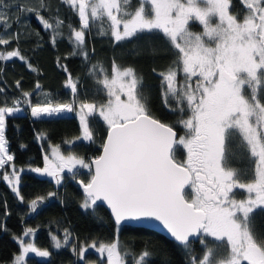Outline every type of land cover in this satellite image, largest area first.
I'll use <instances>...</instances> for the list:
<instances>
[{"label":"snow or ice","instance_id":"6c2138e0","mask_svg":"<svg viewBox=\"0 0 264 264\" xmlns=\"http://www.w3.org/2000/svg\"><path fill=\"white\" fill-rule=\"evenodd\" d=\"M61 2L78 16L79 28L66 24L59 9L53 10L45 0L36 4L0 0V46L19 41V29L12 31V27L26 14H35L52 31L53 44L63 38L66 26L69 41H74L72 54L89 63L86 33L93 27L98 35L118 43L159 33L173 56L159 73L162 102L177 119L169 123L153 115L143 77L133 67L114 59L107 67L99 61L90 63L88 76L96 84V96L90 101L79 99V78L71 73L66 82L74 97L71 102L54 104L45 93L42 103L32 104V93L22 90L11 106L6 95L0 100L2 179L23 201L20 170L11 163L14 157L5 137L6 117L20 111L21 104L30 107L34 118L76 112L82 128L76 140L93 141L90 118L98 116L107 125L100 155L87 159L65 155L59 145L50 146L44 166L31 171L46 174L60 185L65 170L75 179L80 169H87L90 178L81 181L86 197L82 207L107 202L118 226L122 221L155 218L186 250L188 264H264V232L257 231L254 222L256 211H264V0H239L240 9L233 0H137L135 6L132 0ZM14 57L27 63L18 45L0 49V61ZM178 148L184 150L183 159L176 156ZM234 158L247 159L249 166H234ZM44 199L31 200V212ZM33 231L26 229L23 237ZM70 236L66 229L65 244ZM23 237L21 254L12 264H25L29 253L50 256ZM51 240L61 248L56 236ZM196 240L202 248L199 255L191 247ZM87 247L74 249L84 264H88ZM90 247L106 252L107 264H125L126 259L148 264L151 257L147 248L136 254L117 240L93 242ZM118 249H123V255Z\"/></svg>","mask_w":264,"mask_h":264},{"label":"trees","instance_id":"16d2710c","mask_svg":"<svg viewBox=\"0 0 264 264\" xmlns=\"http://www.w3.org/2000/svg\"><path fill=\"white\" fill-rule=\"evenodd\" d=\"M28 2L36 4L37 0ZM233 2L237 9L241 8L239 0ZM45 3L50 4L53 10L58 8L59 16L66 24L70 22L75 28L80 27L78 16L61 0H45ZM136 3L137 0H132L133 6ZM41 15L48 17L49 13L41 10ZM17 29L20 32L19 41L0 46V49L12 50L18 45L27 63L18 57L0 61V88L4 89L0 100L6 95L11 105L12 99L20 96L22 90L32 93L29 97L32 104L42 103L46 99L45 93L50 95L54 104L71 102L74 97L66 83L68 73H71L73 78H79V99L87 98L90 101L96 96V84L88 76L90 63L99 61L107 67L114 59L124 67H133L143 77L154 116L169 123L177 119L162 102L159 73L171 64L173 56L164 40L159 38V33L153 32L141 39L118 43L110 36L98 35V29L92 28L94 40L90 34H86L89 63L80 55L72 54L74 41H69V29L66 26L63 28V38H58L55 44L51 42L52 31L46 30L35 14L21 16L20 22L13 24L12 31ZM17 81L20 82L19 88ZM37 83L41 86L39 89L36 88ZM22 105L26 111L7 117L6 124L9 150L16 165L42 168L43 157L51 144L59 145L65 155L76 154L87 159L100 155L107 125L98 116L90 118L93 141L76 140L82 135L76 114L34 118L30 107ZM176 156L183 159L184 152L179 148ZM233 164L246 169L249 161L234 158ZM31 169L21 175L19 191L23 201L18 199L6 181L0 179V264H12L14 257L21 251L20 238L29 228L34 230L33 244L48 250L50 256L40 258L30 253L26 264H84V260H78L74 251H78L81 245L88 246L84 254L88 264H107L105 258L90 245L93 242L98 244L114 240L136 254L147 248L151 252L148 264H188L186 250L164 234L144 226H118L104 204L82 207L86 197L80 182L86 183L90 178L87 169H80L75 179L72 173L65 172L60 185ZM49 192L57 195L48 197ZM37 196L45 199L39 201L35 212H31L30 202ZM254 222L257 231L264 232V211H256ZM66 229L71 233L67 244L64 243ZM52 236L60 240L61 248L53 246ZM191 247L194 254H201L200 242H193ZM119 250L123 254V249ZM126 260L127 264H131L130 259Z\"/></svg>","mask_w":264,"mask_h":264},{"label":"rangeland","instance_id":"374dc122","mask_svg":"<svg viewBox=\"0 0 264 264\" xmlns=\"http://www.w3.org/2000/svg\"><path fill=\"white\" fill-rule=\"evenodd\" d=\"M196 26L194 25V28H195ZM95 28H97V27H93V30L95 29ZM198 30V29H197ZM98 32V31H97ZM87 34V33H86ZM88 34H90V38L92 39V40H94V31H91L90 33H88ZM11 106V105H10ZM20 108H21V110L20 111H18V112H16V113H14V114H18V113H24L25 111H26V109L24 108V106L21 104L20 105ZM72 113H74V114H76V112H72ZM64 114H71V113H64ZM63 114V115H64ZM77 115V114H76ZM78 116V115H77ZM6 124H7V117H6ZM180 134H183L182 132L180 133ZM82 136V135H81ZM5 137H6V140H7V136H6V129H5ZM8 141V140H7ZM50 146H56L55 144H51V145H49V148H50ZM8 147H9V143H8ZM61 148V147H60ZM179 149V148H178ZM183 152H184V150L182 149V148H180ZM61 152H62V149H61ZM63 153V152H62ZM9 154H11L12 155V153L10 152V150H9ZM49 156H50V153H49ZM50 158H51V156H50ZM12 164H14L15 165V168L16 169H18V170H20V172H19V176H20V180H21V175L25 172V171H27V170H30L31 168L30 167H23V166H20V165H16L13 161L11 162ZM7 171L9 172V173H11V171H12V169L11 168H7ZM65 172H67V170H65ZM65 172L64 173H62L61 174V176H63L64 177V174H65ZM2 175H3V170H0V179H2ZM19 186H20V182H19V185H18V188H19ZM241 195H243V192L241 191V193H240ZM40 202L38 201L37 202V206H38V204H39ZM33 236H34V234H32L31 236H27V237H23L27 242H29V243H33ZM86 250H87V248H86ZM119 250V249H118ZM22 251V250H21ZM21 251L19 252V254H21ZM18 254V255H19ZM30 254V253H29ZM28 254V255H29ZM28 255L25 257V264H26V260H27V257H28ZM100 255H101V257H103V258H105V260H106V262H107V253L105 252V253H103V254H101L100 253ZM123 255V254H122ZM125 264H127V260L125 261Z\"/></svg>","mask_w":264,"mask_h":264},{"label":"water","instance_id":"95a60500","mask_svg":"<svg viewBox=\"0 0 264 264\" xmlns=\"http://www.w3.org/2000/svg\"><path fill=\"white\" fill-rule=\"evenodd\" d=\"M107 135V134H106ZM106 138V137H105ZM101 154V153H100ZM95 158V157H94ZM44 176L50 178L51 180H53L55 182V179L52 178V177H49L47 176L46 174H43ZM56 183V182H55ZM82 188H83V184L80 182ZM97 204H104L106 206V208L110 211L113 219H114V216L111 212V209L109 208V206L107 205V202H102V201H97ZM124 224H131V225H137V226H144V227H147V228H151V229H154L162 234H164L165 236L169 237L170 239H173L175 240L171 234L167 231L166 228H164V226L162 225L161 222L155 220V218H140L138 220H127V221H122L121 225H124ZM194 242H199L198 240L194 241Z\"/></svg>","mask_w":264,"mask_h":264}]
</instances>
